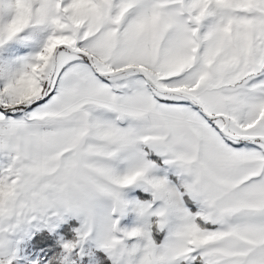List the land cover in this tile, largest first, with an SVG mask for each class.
I'll return each mask as SVG.
<instances>
[{
	"label": "snow or ice",
	"instance_id": "snow-or-ice-1",
	"mask_svg": "<svg viewBox=\"0 0 264 264\" xmlns=\"http://www.w3.org/2000/svg\"><path fill=\"white\" fill-rule=\"evenodd\" d=\"M0 264H264V0H0Z\"/></svg>",
	"mask_w": 264,
	"mask_h": 264
}]
</instances>
